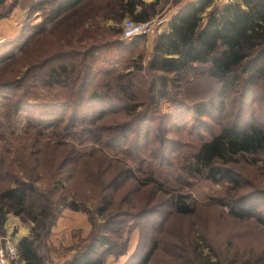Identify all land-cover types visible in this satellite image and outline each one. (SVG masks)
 I'll return each instance as SVG.
<instances>
[{"label": "trees", "instance_id": "1", "mask_svg": "<svg viewBox=\"0 0 264 264\" xmlns=\"http://www.w3.org/2000/svg\"><path fill=\"white\" fill-rule=\"evenodd\" d=\"M210 1L197 0L179 9L167 27L156 33L152 52L145 62L141 54L134 52L141 36L122 40L119 31L111 38L106 29H97L98 22L88 32L93 35V42L83 49H74L71 41L64 45L65 51L58 45L60 61L47 65L50 60L47 59L35 65L34 70L44 87L68 90L64 102L44 105L45 113L62 115L61 122L45 124V127L55 128L53 133L58 137L80 139L85 135L96 138L110 150L128 149L130 158L137 164L145 159L140 150H146L150 152L149 160L156 164L178 166L180 174L175 176V181L183 175L196 174L211 180H227L233 185L234 197L237 196L227 215L237 220L253 218L264 226L260 210L253 205L243 206L247 203L245 197H264V185L258 182L249 191L238 193L244 183L242 173L237 170L245 164H257L264 155V122L256 118L264 111V0H230L205 12ZM82 3L90 7L85 17L101 14L102 18L121 20L129 14L135 21H146L154 11V3L146 4L142 0H43L34 4L30 12L49 5L45 15L51 20L73 10L77 13ZM137 7H141L138 13L135 12ZM79 15L76 22L81 25L83 14ZM124 53L130 55L122 60L123 71L118 72L113 66L114 56ZM66 55L78 56V62L63 60ZM197 78L214 82L216 92L211 98L187 106L179 97H185L187 83ZM162 100L182 105L184 111L197 117L214 118L212 113H217L225 119V110L230 105L236 112L234 119L220 124L219 131L211 139L202 141L190 158L180 161L178 156L160 153L167 130L163 139L151 128L156 119L152 115L159 113ZM20 103L22 101L15 98L11 108L20 109ZM80 111L97 113L84 120L78 116ZM115 114L117 116L111 120L114 124L104 125ZM107 118L110 119L105 122ZM159 120L161 122L162 117ZM136 126L142 129L143 135L133 132ZM39 134L45 136L42 131ZM130 139L143 140L144 144L131 153L129 148L123 149ZM150 139L154 140L152 146L146 143ZM156 139L159 141L155 144ZM49 145L55 152L53 159L45 153ZM38 151L44 154L42 161L36 163L21 158L17 169L8 173L9 181L5 180L0 188V227L8 213L32 225L30 234L18 241V260H11V264H44L38 243H45L61 207L83 212L93 222L89 235L63 264H105L108 258L124 254L125 233L130 226L139 229L140 237L123 264H154L159 252L164 256L156 264L258 263L254 256L238 253L228 256L196 222L182 225L180 219L196 212V207L188 202L190 195L174 184L169 187L159 181L152 174V168L140 169L142 166L138 165L139 174L131 163L110 156L100 146L81 150L70 140L62 139L53 144L47 141ZM2 154L0 171L1 166L11 161L10 151ZM22 155L27 157V153ZM46 160L49 165L53 163L47 172L50 182L65 178L66 183L60 189L57 183L53 188L50 184L42 188L34 179H25L30 170L44 166ZM151 161L149 167H153ZM21 168L27 170L23 175L19 174ZM80 179L85 184L84 191L71 190L75 182L81 183ZM154 217L159 220L148 231L141 221L148 224Z\"/></svg>", "mask_w": 264, "mask_h": 264}, {"label": "rangeland", "instance_id": "2", "mask_svg": "<svg viewBox=\"0 0 264 264\" xmlns=\"http://www.w3.org/2000/svg\"><path fill=\"white\" fill-rule=\"evenodd\" d=\"M142 1L146 4L154 3L152 7L154 11L151 12L152 15L150 16V18H154L153 32L141 36V38L137 40L138 42L134 49L135 54H141L143 56L142 60L145 62L152 52V38L155 37L156 33L167 27L168 21L179 9L197 0ZM228 1L230 0H211L205 12L213 8L221 7ZM49 8V5H43L41 9H38L36 14H32L33 12L26 14L24 19L21 22L19 21L18 24H20V26L18 27L20 28L16 34L5 36L0 39V157L3 155V151L11 152V154L8 155L11 161L9 159V163L1 166L0 188L4 186L5 180L9 181L7 177L8 173L17 169V166L20 165L21 158H28L32 161H36V163L42 161L44 154L42 155L41 152L38 151V147L47 141L53 144L62 139L70 140L74 143L76 148L81 150H88L92 146H100L107 151L110 156L118 157L131 163L135 167L137 173L141 174L140 171H138V165L142 166L140 169L146 170L152 168V174L157 177L159 181L165 182L169 187L174 184L182 192L190 195L188 202L196 207V212L194 215L180 219L182 225H191L196 222L204 228L205 234L211 238L213 244L228 256L236 253L245 254L248 257L254 256V258L258 259L259 261L257 264H264V226L257 224L253 218L237 220L227 215L231 206H234L235 198L237 197H234L235 190L233 189L232 183L224 179L211 180L198 174L194 176L183 175L181 179L175 181V176L179 173L178 166H160L156 164V162L149 160L148 155H150V152L146 150H140V154L145 156V159L142 163L137 164L130 158L131 156L127 152L128 149L125 148H129L131 153H135L138 147L144 144L143 140L136 141V139H130L126 145H123V149L125 150H110L100 145L99 141L94 137L85 135L81 136L80 139H73L69 136L58 137L53 133L55 128L45 127V124L50 125L61 122L60 118H62V115L60 113H45L43 110L44 105L64 102L67 99L68 90L60 87H44L37 79V76H35V67L47 59H50L47 65L59 62L60 59L57 58H60V56H58L60 52L58 45L60 44L62 45L61 51H65L67 49L64 48V45L66 46L70 41L74 49H83V47L93 42V35L90 36L88 32L92 29L95 22H98V25L100 24L97 26V29H106L111 35V38H113L121 31V25L124 19L136 20L129 14H126L121 20L102 18L101 14H91V17H85L84 14L90 7L88 4L84 3L77 8V13L73 10L69 14L67 13V15L63 14V16L51 18L50 20L47 19L45 15ZM137 9L138 8L135 10L136 13L140 11L141 7L139 10ZM79 14H83L81 25L76 22L80 17ZM18 18H20V14ZM74 23L77 24L73 26ZM68 25L69 30L67 29ZM94 30L93 28V31ZM119 37L124 40L121 35H119ZM104 38L107 39V37ZM117 55L114 56L113 66L118 68V72H121L124 67L122 60L129 56L130 53ZM78 59L79 57H74V55H66L63 57V60L73 63H77ZM104 67L106 68L109 66L104 65ZM137 80L139 83L141 82L140 78ZM5 82L8 83L5 84ZM215 92L216 84L214 82L203 78H197L187 83L184 92L185 97H182V95L179 99L183 101V104L191 106L195 101L211 98L214 96ZM15 98L22 101V103H20V109L16 111L15 109L13 110L10 105L11 101ZM187 112L184 111L182 105L179 107V105H174V103L168 100H162L159 104V113L152 115L153 118H156L151 124L152 131H154L159 138L163 136L164 139L165 135L163 134L165 133V129L167 130V137L164 139L166 141H164V146L160 148V153L163 156H178L180 161H185L190 158L202 141L211 139L212 136L219 131L220 124L233 118L236 109H232V105H230V108L225 110L223 116L225 119L217 116V113H212L214 118H208L206 116L197 117L194 113L188 114ZM230 112L232 114H230ZM95 113H97V111H80L78 116L80 119L86 120V118ZM114 116L117 115H112V117H110L111 119L107 118L105 122H107L108 119H110V121L104 123V125L109 126L114 124V121H111ZM159 117H162L161 122ZM256 118H260L264 122V111L262 114H257ZM66 121L67 119L63 120L62 124ZM41 131L45 136L39 134ZM133 132L138 135H143L142 129L139 127L137 128V126L133 129ZM158 141L159 140L156 139L155 144L158 143ZM146 143L149 144L148 146H152L154 140L150 139ZM22 153H27V157H24ZM45 153L50 154L52 159L55 157V152L50 145L46 147ZM261 157L262 158H259L255 165L249 166L245 164L237 167V170L242 173L241 181L244 183L243 188L238 191V193L249 191L253 188L254 184L258 182L264 185V155ZM149 161L152 162L153 167H149ZM52 165L53 163L49 165V161L46 160L44 166L41 165L30 170V174L25 175V179H34L36 185L42 188L47 187L49 184L50 187L53 188V184L57 183V189H60L61 186L66 183L65 178L53 181L54 183L50 182L51 177L47 172L52 168ZM26 171L27 170H24V168H21V170L19 169V174L23 175ZM80 180L81 183L75 182L70 189L84 191L85 184L82 182V179ZM248 198L250 201H247ZM245 199L247 203L243 205L244 207L253 205L255 209L260 210L261 215H264V197L253 198V195H251L250 197H245ZM66 209L69 208L61 207L57 212L56 220L53 225L58 232L57 238L52 239V226L45 243H38V249L43 256L44 264H63L71 257L75 248L84 240V238L80 237L81 234L78 230H69L66 227L69 219L66 215ZM8 215L12 216L13 223L18 219L21 226H30V234L32 226L30 223L24 222L19 216L13 213H8L7 218ZM86 216L88 218V215ZM58 217L61 218L57 220ZM98 219L100 220V218ZM158 220V217H154L150 219V222L153 224H147L145 221L141 222L144 226L146 225L149 231L151 228L155 227ZM89 222L92 228V220H89ZM128 224L131 225L130 222ZM17 233L16 226H14L10 232L5 231L4 225L1 226L0 247H4L6 241H10L16 251L18 242H15V236ZM125 237L127 239L125 253L118 257L108 258L105 264L125 263L139 242L140 231L138 228L130 226L125 233ZM65 240H67L68 243H66ZM69 240H73V242H69ZM205 251L207 250L205 249ZM162 256H164V254L159 252L154 264L160 262ZM11 260H18L17 252L15 257L8 260L7 264H11ZM19 263L23 264V262Z\"/></svg>", "mask_w": 264, "mask_h": 264}, {"label": "crops", "instance_id": "3", "mask_svg": "<svg viewBox=\"0 0 264 264\" xmlns=\"http://www.w3.org/2000/svg\"><path fill=\"white\" fill-rule=\"evenodd\" d=\"M40 1H43V0H0V39H2L5 36L16 34L20 28L18 27L20 26V24H18L19 21L21 22L24 19V16L30 13L31 7ZM137 8H138L137 10H139L140 7H137ZM37 11L38 10L34 11L32 14H36ZM19 14H20V18H18ZM153 39L154 38H152V42H153ZM66 215L69 218L68 224L66 227L69 230H72V229L78 230L81 234L80 237L86 238L87 235L91 231V224L86 214L79 212V211L66 209ZM59 218L61 217H58L57 220ZM14 226H16L17 231H18V233L15 236V242L17 243L20 239H22L23 237L29 234L30 226H26V225L21 226V223L18 219H16L15 223H13L12 216L8 215V218L6 219V222L4 223L5 231L10 232ZM66 235H67V232H66ZM51 236H52V239H56L58 236V232L55 226H53ZM65 242L68 243L67 240H65ZM69 242H73V240H69ZM6 244H12V243L10 241H6Z\"/></svg>", "mask_w": 264, "mask_h": 264}, {"label": "built area", "instance_id": "4", "mask_svg": "<svg viewBox=\"0 0 264 264\" xmlns=\"http://www.w3.org/2000/svg\"><path fill=\"white\" fill-rule=\"evenodd\" d=\"M154 18L146 21H134L124 19L121 25V37L123 39H132L153 32ZM16 251L11 244H5L0 247V264H7L9 259L15 257Z\"/></svg>", "mask_w": 264, "mask_h": 264}]
</instances>
